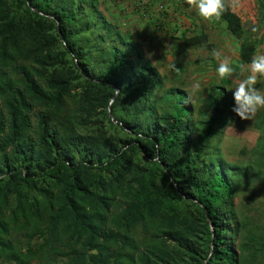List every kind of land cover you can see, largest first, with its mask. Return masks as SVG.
<instances>
[{
	"label": "trees",
	"instance_id": "1",
	"mask_svg": "<svg viewBox=\"0 0 264 264\" xmlns=\"http://www.w3.org/2000/svg\"><path fill=\"white\" fill-rule=\"evenodd\" d=\"M256 2L251 34L221 17L241 64ZM98 4L0 0V264H264V223L236 203L244 168L213 147L240 118L227 89L195 119ZM183 46L214 48L205 32Z\"/></svg>",
	"mask_w": 264,
	"mask_h": 264
},
{
	"label": "rangeland",
	"instance_id": "2",
	"mask_svg": "<svg viewBox=\"0 0 264 264\" xmlns=\"http://www.w3.org/2000/svg\"><path fill=\"white\" fill-rule=\"evenodd\" d=\"M226 3L230 4V0ZM98 6L121 32L140 42L145 58L157 67L167 87L192 93L195 119L202 117L203 109L211 111L207 100L213 85L227 89L234 107V88L247 75V72L241 73V66L248 64L240 63L241 39L231 33L225 21H206L181 0H99ZM230 8L239 14L247 33L251 34L261 15L256 0H239L238 6ZM202 32L207 33L213 49L222 53L221 59L230 58L236 69L233 77L223 80L218 77L219 61L207 48H184L185 36ZM252 37L258 40L256 54L264 52V23ZM109 42L111 40L104 44L107 46ZM197 84L199 88L195 90ZM256 87L264 88V77L258 79ZM231 117L230 114L229 119ZM259 142L264 145L263 109L251 120L231 119L213 145L219 148L225 162H234L244 168L242 190L236 196V203L244 217L254 221L253 224L264 223V157L256 151ZM258 171L261 173L256 174Z\"/></svg>",
	"mask_w": 264,
	"mask_h": 264
},
{
	"label": "clouds",
	"instance_id": "3",
	"mask_svg": "<svg viewBox=\"0 0 264 264\" xmlns=\"http://www.w3.org/2000/svg\"><path fill=\"white\" fill-rule=\"evenodd\" d=\"M185 2L202 19L211 22L219 21L228 7L238 6L239 0H230V4L226 3V0H185ZM212 55L219 61L216 69L218 77L221 80L233 77L236 69L232 66L230 58L221 59L222 53L216 49L212 50ZM244 72H247V75L234 88L235 105L232 111L243 120H251L258 111L264 109V88L256 87L258 79L264 77V52L254 55L247 66H241V73ZM198 88L197 84L195 90ZM191 95L192 93L189 92L186 102L191 101Z\"/></svg>",
	"mask_w": 264,
	"mask_h": 264
},
{
	"label": "water",
	"instance_id": "4",
	"mask_svg": "<svg viewBox=\"0 0 264 264\" xmlns=\"http://www.w3.org/2000/svg\"><path fill=\"white\" fill-rule=\"evenodd\" d=\"M116 93H118V89H117V87H116ZM115 97H116V95L112 98L111 103L115 100ZM109 113H110V115L112 116L111 107H109ZM116 121H117V120H116ZM212 249H213V248H212ZM211 252H212V250H211Z\"/></svg>",
	"mask_w": 264,
	"mask_h": 264
},
{
	"label": "crops",
	"instance_id": "5",
	"mask_svg": "<svg viewBox=\"0 0 264 264\" xmlns=\"http://www.w3.org/2000/svg\"><path fill=\"white\" fill-rule=\"evenodd\" d=\"M235 12V11H234ZM237 13V12H236ZM238 14V13H237ZM239 15V14H238Z\"/></svg>",
	"mask_w": 264,
	"mask_h": 264
}]
</instances>
